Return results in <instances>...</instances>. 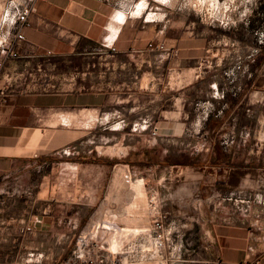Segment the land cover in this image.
<instances>
[{
	"label": "rangeland",
	"instance_id": "1",
	"mask_svg": "<svg viewBox=\"0 0 264 264\" xmlns=\"http://www.w3.org/2000/svg\"><path fill=\"white\" fill-rule=\"evenodd\" d=\"M132 1L134 6L140 0ZM157 1L149 0L147 8L146 1L139 2L134 14L155 17L158 6L166 21L173 8V16L181 26L185 21L192 22L194 34L216 44L201 63L202 68L222 71L223 87H233L237 75L245 82L258 74L264 76V0ZM157 52H149L146 60L157 61L156 56L161 55ZM158 60L162 61V57L158 56ZM108 61L91 56L75 58L69 64L20 60L15 70L21 74L22 89L52 91L66 88L62 78L67 73L75 76L92 69L94 63L95 69L102 70ZM136 68L133 62L132 69ZM182 68L167 65L165 60L157 66L166 86L162 110L168 117L180 103L181 112H187L186 89H169L186 81L178 76ZM174 97H180L177 104ZM151 100L154 99L149 96L146 99ZM251 106L245 102V108ZM117 107L60 117L69 131L78 132L79 139L57 154L35 157L36 163H28L29 173L16 175L15 179H0L8 183L0 188L3 214L17 213L21 220H31L29 224L21 222L14 232L0 224V233L20 234L19 248H11V243L0 240V264H189L188 260H204V247L212 243L211 235L204 231L214 225L204 219L205 201L209 196L213 195L215 200L223 194L210 189L209 178H205L207 171L202 169L209 159L204 156L206 150L235 148L239 129L228 124L219 133H211L209 127L218 129L215 122L205 125L201 120L196 127L185 124L177 136L164 133L154 139L149 133L154 128L151 122L160 110ZM205 109L212 111L208 106ZM243 123V137L251 136V118L245 117ZM194 132H198L196 140ZM260 136L264 138L262 123ZM245 144L246 149L251 148L250 142ZM117 166L127 168L132 182H143L144 202L133 211L135 217L144 219L142 225H123L109 218L117 215L124 219L131 204L126 193L130 186L124 177L110 188ZM243 196L247 203L253 198L246 191ZM158 216L167 232L160 252L152 227ZM43 217L52 218L46 222L50 225L45 227L47 231L36 232L33 224L40 226L38 221Z\"/></svg>",
	"mask_w": 264,
	"mask_h": 264
},
{
	"label": "crops",
	"instance_id": "2",
	"mask_svg": "<svg viewBox=\"0 0 264 264\" xmlns=\"http://www.w3.org/2000/svg\"><path fill=\"white\" fill-rule=\"evenodd\" d=\"M144 1L147 8L149 0ZM139 2L132 6V0L36 1L29 26L22 29L25 41L18 45L19 57H0L3 63L0 91L5 90V96L0 95V179H15L16 175L29 173L28 163H36L35 157L42 159L57 154L79 139L78 132L69 131L67 124L60 122L62 116L66 119L68 115L78 116L86 111L98 112L117 106L125 110H160L151 122L154 128L150 135L157 129L156 136H152L154 139L164 133L177 136L185 124L196 127L201 120L205 125L215 122L218 129L209 127L211 133H219L228 124H235L239 129L235 148L206 150L204 157L209 160L202 167L207 171L205 178H209L210 189L223 194L215 200L213 195L209 196L205 201L204 219L214 225L204 231L212 238L211 245L204 247V260H188V263L264 264V138L260 136L261 123L264 124V76L258 74L245 82L237 75L233 87H223L222 71L202 68L201 63L203 57L207 58V54L215 50L216 44L194 34L192 22L185 21L181 26L173 16V8L166 21L159 13H163V9L158 6H155L158 11L155 17L135 15ZM183 28L187 32H183ZM0 38H3L1 31ZM4 41L12 43L13 33L4 35ZM159 42L168 50H177V55L158 51L162 61L158 56L157 61L146 60L149 52L156 51L150 49L149 44ZM111 48L115 51L111 52ZM88 56L98 61L110 59L102 65V70L101 67L95 69L94 63L92 69L75 76L67 73L62 78L66 88L58 90H24L21 74L15 70L20 60L69 64L75 58ZM164 60L172 67H184L178 76L186 81L169 89H186V113L181 112L180 103L170 117L164 115L166 86L163 73L157 71ZM133 62L136 69H132ZM148 96L154 100L146 101ZM174 98L177 104L180 97ZM245 102L250 103L251 108H245ZM207 106L212 111L205 109ZM245 117L251 118L253 129L247 137L240 132L245 129ZM197 134L194 132L193 140ZM249 142L251 148L246 149L245 143ZM6 184L0 181V188ZM245 191L253 196L248 203L244 200ZM0 211V224H6L11 232L17 230L21 222H31L29 218L21 220L17 213L5 215L3 209ZM50 220L51 217H43L38 221L41 225L34 223L33 229L47 231L45 227L50 224L46 222ZM0 236L3 242L11 243V248L20 247L19 233H0Z\"/></svg>",
	"mask_w": 264,
	"mask_h": 264
},
{
	"label": "built area",
	"instance_id": "3",
	"mask_svg": "<svg viewBox=\"0 0 264 264\" xmlns=\"http://www.w3.org/2000/svg\"><path fill=\"white\" fill-rule=\"evenodd\" d=\"M38 0H0V31L3 33V38H0V57L8 56L13 59H17L18 45L25 41V37L22 34V29L29 26V16L35 10V3ZM13 33L14 41L12 43H6L4 41V35ZM150 49L167 52L170 56H176L177 50L166 49L162 42L150 43L148 46ZM111 52L115 49L111 48ZM3 70V63L0 59V75ZM1 97L5 96V90L0 91ZM156 128L152 132V136L155 137L157 132ZM153 233H155L156 248L158 251H162L164 248V241L166 239V231L164 228L162 217L158 216L152 223ZM175 250V248H174Z\"/></svg>",
	"mask_w": 264,
	"mask_h": 264
},
{
	"label": "bare ground",
	"instance_id": "4",
	"mask_svg": "<svg viewBox=\"0 0 264 264\" xmlns=\"http://www.w3.org/2000/svg\"><path fill=\"white\" fill-rule=\"evenodd\" d=\"M128 170L126 167L117 166L115 167V170L113 171L111 186L110 188H114L116 184L118 183L120 177H124L126 180V184L130 186V189H128V196L131 198V204L129 206V214H127V217H124V219H119L117 215H112L109 218L113 221L122 222L124 224L133 225L136 226L137 223L143 224L144 219H140L134 216L133 211L136 209V206L138 203H143L145 199V190L143 186L142 180H138L137 182H132ZM128 198V197H126ZM124 203V202H123ZM113 210V209H112ZM121 223V224H122Z\"/></svg>",
	"mask_w": 264,
	"mask_h": 264
}]
</instances>
